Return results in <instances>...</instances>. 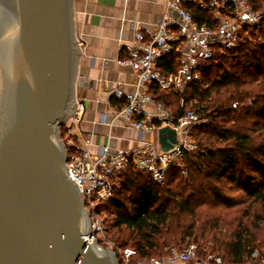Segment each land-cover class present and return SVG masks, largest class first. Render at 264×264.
I'll return each instance as SVG.
<instances>
[{"label": "trees", "instance_id": "1", "mask_svg": "<svg viewBox=\"0 0 264 264\" xmlns=\"http://www.w3.org/2000/svg\"><path fill=\"white\" fill-rule=\"evenodd\" d=\"M249 1L256 9L264 3ZM184 6L199 26H219L215 11L194 2ZM240 36L237 48L205 62L200 67L201 79L190 82L183 92L152 87L154 99L176 121L195 111L208 122L197 124L191 132L200 150H185L184 168L170 167L164 184L133 167L120 174V187L101 208L107 213V229L115 233L108 243L99 240L118 256L119 250L132 249L136 251L133 259L147 260L190 245L197 247L203 259L219 257L224 264H244L256 250L264 256V239L259 241L244 223L251 218L254 205L264 204V21L244 26ZM177 56L165 57L161 70L176 72ZM120 102L124 101L113 99L112 105ZM233 102L239 106L232 108L231 117L216 119L220 109ZM65 126H60L63 135ZM224 181L245 195L242 202L247 209L240 218L238 200L213 188ZM263 222L264 215L256 214L252 226L258 228ZM121 264H125L122 259Z\"/></svg>", "mask_w": 264, "mask_h": 264}, {"label": "water", "instance_id": "2", "mask_svg": "<svg viewBox=\"0 0 264 264\" xmlns=\"http://www.w3.org/2000/svg\"><path fill=\"white\" fill-rule=\"evenodd\" d=\"M80 54L74 0H0V264H121L86 238L61 142ZM157 144L171 154L183 132L160 126Z\"/></svg>", "mask_w": 264, "mask_h": 264}, {"label": "built area", "instance_id": "3", "mask_svg": "<svg viewBox=\"0 0 264 264\" xmlns=\"http://www.w3.org/2000/svg\"><path fill=\"white\" fill-rule=\"evenodd\" d=\"M188 2L219 13V26L216 29L199 26L184 6ZM227 9L231 11L230 14L223 15L222 10ZM173 13L179 16V20L173 18ZM164 16L163 22L149 35L138 31L135 43L125 48V57L120 60L121 65L134 68L135 91L125 92L113 87L110 81H103L102 84L104 93L113 94L124 101L113 112L116 118L124 120L137 131L139 146L125 150L112 149L103 144L93 153L91 147L95 144L91 135L83 138L81 144H76L75 136L87 111L85 103L77 96L74 98L73 112L65 124L68 133L67 171L89 212L91 231L86 237L89 241L105 239L107 226L100 218V212L103 202L120 187V174L133 167L151 175L156 183L164 184L168 169L182 160L184 151L197 148L189 139L191 130L199 123L208 122L207 118L195 111H189L176 121L172 112L161 101L154 99L152 87L166 92H183L190 82L199 81L200 67L205 62L237 48L244 26H255L264 21V3L256 9L249 0H167ZM172 54L178 55L179 67L176 72L167 74L159 65ZM238 106V103L233 104V108ZM167 124L179 128L184 135L183 147L171 154L161 153L158 144L146 139L147 135L157 134L158 128ZM72 149L73 152L69 154ZM119 253L125 264L131 263L136 255L132 249L119 250ZM189 259L200 264H224L219 257L199 258L195 245L183 251L173 248L166 257L138 261L137 264H177L179 260ZM244 264H264V256L256 250Z\"/></svg>", "mask_w": 264, "mask_h": 264}, {"label": "crops", "instance_id": "4", "mask_svg": "<svg viewBox=\"0 0 264 264\" xmlns=\"http://www.w3.org/2000/svg\"><path fill=\"white\" fill-rule=\"evenodd\" d=\"M167 0H74L78 48L75 94L83 100L87 111L75 143L92 136L93 153L107 144L112 149L139 146L137 131L116 118L112 105L117 99L102 91L103 81L125 92L135 91L134 68L123 66L125 48L135 43L136 33L150 34L165 19ZM186 4V3H185ZM184 4V5H185ZM227 10H222L227 15ZM220 18V14L216 12ZM173 18L179 16L173 13Z\"/></svg>", "mask_w": 264, "mask_h": 264}, {"label": "rangeland", "instance_id": "5", "mask_svg": "<svg viewBox=\"0 0 264 264\" xmlns=\"http://www.w3.org/2000/svg\"><path fill=\"white\" fill-rule=\"evenodd\" d=\"M233 103L232 104H229V105H226L225 107H223L222 109H220V111L216 114V116H217L216 119H219L221 117L230 118L231 117V110L233 108ZM192 130H191V132H192ZM191 132L189 133V135H190L189 136L190 137L189 139L192 141L193 145H196L197 148L196 149L190 148L189 150H191V151H199L200 150V145H198L195 142V140L193 138H191ZM67 134L68 133L66 132V128H65L64 135L61 133V130H60L61 139H63L61 142L65 145V147H67V144H68V140H66V138L68 136ZM146 139L153 140V142L155 144H157V134H154V135L149 134V135L146 136ZM172 166H178L181 169H183L184 168L183 160H180L179 162L176 163V165H172ZM135 171H137L138 173H140L139 170H136L135 169ZM145 174H147V173H145ZM181 174L183 176L185 175L183 172ZM207 182L208 181H206V183ZM213 183L215 184V182H213ZM213 188H217V190L220 191L221 193H226V194H228V196L233 197V198H236V200H238L237 202L239 204H238V207H237L236 210L239 211L238 215H239V218H240V216L242 215V213L245 212L246 209H247V204L244 203V202H242V200L245 199V195L243 194V192H241V190H239L236 186L232 185L230 182H226V181H224L221 184L220 183L215 184L213 186ZM250 200L251 199H248V201H250ZM251 213H252L251 214L252 216L249 219V221H247V219H244V223L246 224L247 228H249V230L251 231V233L254 234L256 237H258L260 239L259 241H261V240L264 239V222L261 223V226H259L258 228L255 227V226H252V222H253V219H254V217H255L256 214H258V215H264V204H256V205H254V207H252V212ZM100 218L105 221L106 226L108 228L107 213L106 212H101ZM255 224L256 223H254V225ZM114 233H115V230H113V229H111V230L106 229V231L104 232L105 239H104L103 243H106L107 242L106 240L107 239H110L111 238V235H113ZM109 242H111V241H109ZM96 243L98 245L104 247V248L112 249L110 246L107 247L105 244H100V242H97L96 241ZM197 254H198V257L199 258H201V259L204 258V257L200 256L198 252H197ZM160 256H162V255L161 254L153 255V256H151L152 258H150V259L161 258ZM162 257H166V256H162ZM118 259L120 260V263H121L122 257L120 255L118 256ZM147 260H149V259H147ZM138 261H146V260H136V259H133L132 260V263L135 264ZM177 264H200V263H198L194 259L193 260L189 259V260H186V261L179 260L177 262Z\"/></svg>", "mask_w": 264, "mask_h": 264}, {"label": "bare ground", "instance_id": "6", "mask_svg": "<svg viewBox=\"0 0 264 264\" xmlns=\"http://www.w3.org/2000/svg\"><path fill=\"white\" fill-rule=\"evenodd\" d=\"M88 235H89V234H88ZM88 235H87V236H88ZM92 242H93V241H92Z\"/></svg>", "mask_w": 264, "mask_h": 264}]
</instances>
